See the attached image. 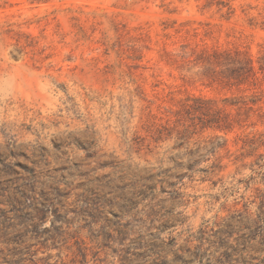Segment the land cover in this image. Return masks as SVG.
Here are the masks:
<instances>
[{"label": "rangeland", "instance_id": "374dc122", "mask_svg": "<svg viewBox=\"0 0 264 264\" xmlns=\"http://www.w3.org/2000/svg\"><path fill=\"white\" fill-rule=\"evenodd\" d=\"M262 64L264 0H0V264H264ZM189 97L232 129L180 135Z\"/></svg>", "mask_w": 264, "mask_h": 264}, {"label": "trees", "instance_id": "16d2710c", "mask_svg": "<svg viewBox=\"0 0 264 264\" xmlns=\"http://www.w3.org/2000/svg\"><path fill=\"white\" fill-rule=\"evenodd\" d=\"M255 58L253 55L246 51L239 49H224L217 48L215 50L202 49L198 52L197 62L201 64L204 68V76L207 78L210 84L218 82L224 87L240 89L243 86L258 85V69L255 64ZM260 70L263 74L264 80V64L260 66ZM263 90L257 91L249 96L248 100H244L245 104H257L263 99ZM228 100V98H225ZM211 100L206 99V97H189L185 103H183L184 111V128L183 130H177L180 135L186 136L190 135L191 128L197 129L198 127L211 128L216 130H228L232 129L231 122H227V115L223 113V110L214 111L210 115V104ZM234 102V101H233ZM239 101H235L232 105H238ZM252 107V106H250ZM180 114V111L177 113ZM182 118H177L173 123L171 119H167L165 123H160L158 130L171 129L174 130L180 124ZM189 121L186 124L185 121ZM263 137V134L259 138ZM260 140V139H259ZM200 147L191 151L190 155L192 158L200 156ZM191 163H187L190 166ZM192 165V164H191Z\"/></svg>", "mask_w": 264, "mask_h": 264}]
</instances>
